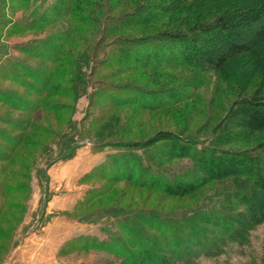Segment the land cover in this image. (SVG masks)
Masks as SVG:
<instances>
[{
	"label": "trees",
	"instance_id": "trees-1",
	"mask_svg": "<svg viewBox=\"0 0 264 264\" xmlns=\"http://www.w3.org/2000/svg\"><path fill=\"white\" fill-rule=\"evenodd\" d=\"M127 1L134 6L111 13ZM54 5L58 14L72 17L77 25L73 33L83 32L87 23L95 25L96 39L78 55L83 58L75 60L76 69L69 72H59L54 66L38 69L15 61L14 69L3 78L31 96L81 91L87 97V106H91L94 95L104 99L109 104L107 113L125 107L152 111L168 109L183 100L185 90L200 85L201 81L195 80L199 73L223 72L230 57L247 56L258 78L254 87L238 89L223 116L200 140L169 131L155 132L143 142L120 136L94 137L98 142L95 149L110 147L123 153L108 156V162L95 167L90 178L153 186L169 197H183L203 185L226 182L231 194L224 200L171 215L116 207L93 210L79 220L110 221L103 229L106 238H77L76 249L105 250L120 264H192L193 258L223 254L230 242L244 241L252 230L263 225L264 139L250 148L229 146L264 131V22L260 23L264 19V0L248 4L239 0H54ZM165 18L168 26L155 29ZM16 23L17 30H27L38 29L35 27L42 22ZM254 24H259V30L246 43L239 42L243 41L241 28ZM136 30L138 34H127ZM222 36L226 39L221 47L224 51L213 57L214 51L207 45ZM67 41L66 36L63 40L54 36L43 39L41 50L35 46V53L29 55L53 65L61 61ZM167 68L171 72L158 71ZM101 70L110 71L109 77L130 78L102 80L95 85L91 75ZM6 71L9 73V69ZM153 72L157 73L150 74ZM182 72L189 73L188 81L178 85L185 87L182 90L157 83ZM146 74L148 80L141 81ZM0 103L22 113L36 108L33 101L4 90H0ZM81 134L72 136L79 140L84 138ZM76 148L64 159L71 158ZM2 155L1 149L0 159ZM163 158L187 159L188 173L172 174Z\"/></svg>",
	"mask_w": 264,
	"mask_h": 264
},
{
	"label": "rangeland",
	"instance_id": "rangeland-1",
	"mask_svg": "<svg viewBox=\"0 0 264 264\" xmlns=\"http://www.w3.org/2000/svg\"><path fill=\"white\" fill-rule=\"evenodd\" d=\"M252 1L239 0L243 4ZM128 3L111 13L134 6ZM40 19L44 24L35 27L38 29L17 30L18 25L15 26L18 20L31 23ZM167 24L165 18L155 29L162 30ZM76 26L70 15L58 14L54 0H0V90L15 92L36 105L35 110L22 113L0 103V148L4 153L0 159V264H120L105 250L76 249L77 238L105 239L103 229L110 224L105 220L84 223L79 219L93 210L109 207L171 215L224 200L231 194L226 182L203 185L183 197H169L153 186L107 181L98 176L90 178L95 167L108 162V156L123 153L110 147L95 149L98 142L94 137L120 136L128 141L143 142L155 132L169 131L186 138L202 139L223 116L238 89L244 90L247 85L252 88L258 83L247 56L228 58V68L223 72L199 73V79L195 76V80L201 81L200 85L195 88L193 84L185 90L183 100L168 109L152 111L125 107L112 108L107 113L109 104L97 95L92 96V104L87 106V97L81 91L31 96L19 85L5 81L4 74H10L15 61L38 69L54 66L59 72L76 69L73 62L83 58L78 55L93 44L97 35L92 23H87L83 32L73 33ZM258 30L259 24L242 27L239 34L243 41L239 42L246 43ZM53 36L61 40L68 37L60 62L52 65L43 58L29 55L35 53L36 47L41 50L43 39ZM217 41L207 45L214 51L213 57L223 53L221 47L226 39L222 36ZM171 70L158 71L162 74ZM109 74L110 71H96L91 81L96 85L102 80L130 78L129 75L109 77ZM147 76L141 81L148 80ZM187 78L189 73L182 72L180 76L157 83L164 88L176 86L182 90L185 87L178 85L185 84ZM60 106H64L63 109ZM75 121L80 123L75 125ZM78 133L84 138L78 140L72 136ZM262 139L264 131L229 148H250ZM75 147L73 156L64 159ZM163 159L171 166L172 174L188 173L187 159ZM192 264H264V224L252 230L244 241L230 242L223 254L193 258Z\"/></svg>",
	"mask_w": 264,
	"mask_h": 264
}]
</instances>
